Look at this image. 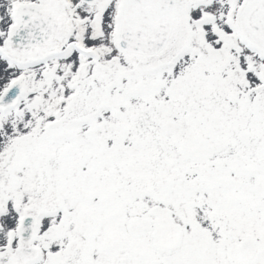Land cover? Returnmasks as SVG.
Instances as JSON below:
<instances>
[{
    "label": "snow or ice",
    "instance_id": "1",
    "mask_svg": "<svg viewBox=\"0 0 264 264\" xmlns=\"http://www.w3.org/2000/svg\"><path fill=\"white\" fill-rule=\"evenodd\" d=\"M0 264H264V0H0Z\"/></svg>",
    "mask_w": 264,
    "mask_h": 264
}]
</instances>
